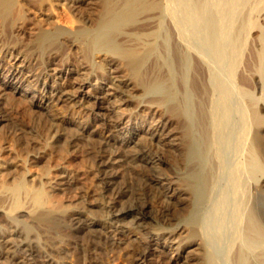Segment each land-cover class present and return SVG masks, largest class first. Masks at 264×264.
Returning a JSON list of instances; mask_svg holds the SVG:
<instances>
[{
    "label": "bare ground",
    "instance_id": "1",
    "mask_svg": "<svg viewBox=\"0 0 264 264\" xmlns=\"http://www.w3.org/2000/svg\"><path fill=\"white\" fill-rule=\"evenodd\" d=\"M24 6L41 19L26 17ZM0 23L27 26V50L36 54L75 48L82 63L98 58L95 68L110 65L166 121L157 129L170 150L167 162L138 146L132 129L113 152L86 150L96 166L91 193L114 219L107 229L101 217L75 210L68 228L87 236L93 253L104 251L103 234L128 230L127 218L129 229L162 231L149 227L156 221L148 200L159 196L166 233L183 229L187 243L199 241L197 264H264V0H0ZM0 87L15 92L22 84L7 73ZM161 164L167 183L157 172ZM128 173L145 178L147 196ZM22 191L20 184L12 191L14 208ZM31 197L42 205L41 192ZM37 212L27 219L25 210L0 209V264H59L34 231L54 232L59 219ZM143 240L131 250L137 264L160 244Z\"/></svg>",
    "mask_w": 264,
    "mask_h": 264
},
{
    "label": "rangeland",
    "instance_id": "2",
    "mask_svg": "<svg viewBox=\"0 0 264 264\" xmlns=\"http://www.w3.org/2000/svg\"><path fill=\"white\" fill-rule=\"evenodd\" d=\"M24 8L26 17L34 21L41 19L38 10ZM59 25L65 26L60 21ZM6 26L0 23V79L13 73L22 87L15 92L13 88L0 87V209L7 215L15 214L16 209L25 210L27 219L37 211H48L58 218L56 231L46 232L42 228L34 231L40 246L59 264H87L91 259L98 264H137L132 247L150 238L160 244L147 254L145 264H197L199 241L187 243L183 229L171 235L166 233L170 228L162 220L163 197H144V200L151 198L148 201L156 221H150L147 227L161 228L157 234L135 226L129 229L131 222L127 218L122 223H127L124 225L128 230L121 235L112 234V238L103 234L104 251L96 254L87 236L78 237L70 231L68 226L75 210L101 217L100 223L107 229L114 222L100 205L99 197L91 193L96 189L92 178L96 166L86 150L100 146L113 152L122 142L121 137L126 138L132 129L139 134L137 141L141 139L138 146L167 162L170 150L157 129L166 121L156 108L142 102L141 94L125 79L116 77L110 65L95 68L98 58L92 59L93 65L82 63L75 48H67L63 56L36 54L27 50V26L24 31ZM50 62L67 65L55 66ZM50 155L56 159L54 164L47 160ZM157 168L163 182H169L166 167L161 164ZM127 176L134 188L145 196L150 193L144 177L136 173ZM19 184L23 187L20 198L23 197L19 199L20 206L14 208L12 191ZM33 192L44 196L40 207L33 203ZM123 205L124 202L117 203L115 208ZM182 212L179 211V216ZM3 216L0 213V224Z\"/></svg>",
    "mask_w": 264,
    "mask_h": 264
}]
</instances>
